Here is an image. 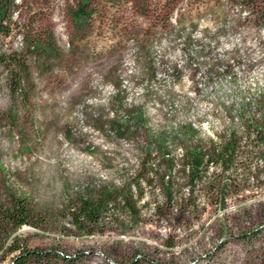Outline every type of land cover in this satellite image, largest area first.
Instances as JSON below:
<instances>
[{
  "label": "rangeland",
  "instance_id": "obj_1",
  "mask_svg": "<svg viewBox=\"0 0 264 264\" xmlns=\"http://www.w3.org/2000/svg\"><path fill=\"white\" fill-rule=\"evenodd\" d=\"M79 1L18 0L21 31L0 37L22 52L49 29L63 52L49 71L28 56V101L0 62V203L26 199L34 221L0 226V264L13 242L68 264H264V135L246 137L264 117V0H101L74 45ZM233 132L235 164L192 174L187 151ZM126 184L134 211L75 222L81 197Z\"/></svg>",
  "mask_w": 264,
  "mask_h": 264
},
{
  "label": "trees",
  "instance_id": "obj_2",
  "mask_svg": "<svg viewBox=\"0 0 264 264\" xmlns=\"http://www.w3.org/2000/svg\"><path fill=\"white\" fill-rule=\"evenodd\" d=\"M99 1L101 0H80L76 7L71 8L70 13H72L75 28L72 42L74 45L84 38L85 27L89 26L98 14H101L94 8ZM18 8V0H0V37L15 36L21 31L14 20V14ZM169 10L173 11L172 8H169ZM22 38L25 50L22 52L0 53V62L7 67L8 86L12 96L19 95L22 100L28 101L31 93L28 91L27 86L33 72L28 56H33L36 60L37 68L42 67L40 69L43 71H49L52 69L54 60H63V52L57 44L53 30L46 29L44 33L34 35L24 33ZM247 129L246 137L250 139L263 137L264 117L253 122ZM239 141L240 136L233 132L230 138L223 142L219 150L213 142L208 148L202 144H196L187 151L183 159L189 163L192 174L196 173L201 167H205L208 161L210 165L217 161L223 169L230 168L235 164L236 157L239 155ZM133 195L131 186L128 188L127 184L118 189H100L88 194V196L81 197L80 200L76 201L72 210L74 220L76 223H97L104 218L107 210L110 209L109 205L114 207L118 203H123L130 211H134ZM223 203L224 201L220 204ZM30 216L31 213L26 199L15 197L9 205L0 203V226L2 228L9 224L19 227L23 224L34 223ZM9 250L12 252L18 250V253L13 255L8 264H68L72 261L71 257L58 254L56 250L27 248L15 242L10 245Z\"/></svg>",
  "mask_w": 264,
  "mask_h": 264
},
{
  "label": "built area",
  "instance_id": "obj_3",
  "mask_svg": "<svg viewBox=\"0 0 264 264\" xmlns=\"http://www.w3.org/2000/svg\"><path fill=\"white\" fill-rule=\"evenodd\" d=\"M174 20H176V17L174 18ZM185 152L183 151V150H181V157H183V154H184ZM207 165H208V168H209V161L207 162ZM222 167V166H221ZM223 168V167H222Z\"/></svg>",
  "mask_w": 264,
  "mask_h": 264
},
{
  "label": "bare ground",
  "instance_id": "obj_4",
  "mask_svg": "<svg viewBox=\"0 0 264 264\" xmlns=\"http://www.w3.org/2000/svg\"><path fill=\"white\" fill-rule=\"evenodd\" d=\"M211 165H213V164H211ZM213 167V166H212Z\"/></svg>",
  "mask_w": 264,
  "mask_h": 264
}]
</instances>
